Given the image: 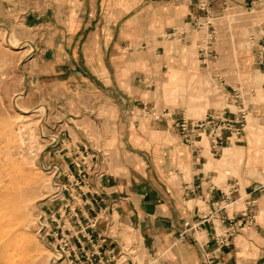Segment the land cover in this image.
<instances>
[{
	"label": "crops",
	"instance_id": "0c3cea01",
	"mask_svg": "<svg viewBox=\"0 0 264 264\" xmlns=\"http://www.w3.org/2000/svg\"><path fill=\"white\" fill-rule=\"evenodd\" d=\"M196 1L0 4L17 9L12 16L22 21L48 27L35 51L47 73L56 77L49 85L80 93L86 110L95 111L103 136L96 147L116 151L105 157L97 189L107 199L103 205L110 207V222L120 239L140 249L142 264H205L204 254L217 250L214 234L225 230L229 220L237 232L222 250L223 258L229 264H264V190L259 189L264 184V131L247 120L245 131L231 137L220 152L206 137L195 152L173 126L188 112L191 119L223 108L232 115L243 104L250 109L264 100L260 42L233 44L225 21L216 41H204L216 48L214 53L209 46L208 54L214 71H223L215 72L216 79L223 81H209L219 84L220 91L210 94L201 108L203 62L190 57L188 44L196 32L205 31L194 24L202 13ZM252 3L212 0L213 23L227 12L255 14L260 22L251 33L260 37L264 8L251 11ZM178 33L182 39H170ZM249 76L261 81H247ZM139 102L150 106L138 111ZM186 221L196 226L182 237Z\"/></svg>",
	"mask_w": 264,
	"mask_h": 264
},
{
	"label": "rangeland",
	"instance_id": "374dc122",
	"mask_svg": "<svg viewBox=\"0 0 264 264\" xmlns=\"http://www.w3.org/2000/svg\"><path fill=\"white\" fill-rule=\"evenodd\" d=\"M15 13L17 9L0 4V173L7 185L5 193L0 191V227L5 225L8 230L0 240V264H14L15 260L34 264L22 251L19 240L23 235L34 236L30 252H41L36 264H142L140 249L122 241L116 229L110 231V207L103 205L107 199L97 189L105 157L116 151L96 147L103 136L96 128L95 111L86 110L80 93L73 95L69 89L49 85L56 77L47 73L35 51L48 27H36L12 16ZM222 16L214 23L216 36L221 35L220 26L226 21L233 44H251V28L260 22L255 14L227 12ZM209 38L205 27L188 41L190 57L203 62L201 108L210 94L220 91L219 84L213 86L209 81H220L215 72H223L212 67L208 53L213 42H204ZM170 39L182 37L178 33ZM212 50L215 53L216 48ZM247 81L261 78L249 76ZM262 101L249 109L247 120L248 125L264 131ZM137 105L142 112L150 106L145 102ZM186 117H191L189 112ZM7 172L15 178L11 180ZM23 201L29 204L25 224L22 219L16 221ZM8 253H14V261Z\"/></svg>",
	"mask_w": 264,
	"mask_h": 264
},
{
	"label": "built area",
	"instance_id": "2783aa9c",
	"mask_svg": "<svg viewBox=\"0 0 264 264\" xmlns=\"http://www.w3.org/2000/svg\"><path fill=\"white\" fill-rule=\"evenodd\" d=\"M211 3L212 0L196 1L197 9L202 13L196 16L194 24L199 29L204 26H208L207 31L212 39L216 37V30L213 23L214 14ZM258 6L264 8V0H253V3L249 8L252 11ZM257 27L259 28V26ZM250 39L251 41L257 40V42H260L258 62L260 65L264 66V32H262L260 37L251 33ZM237 92L238 90H235V98L240 97ZM248 115L249 109L243 104L242 107L237 112L232 113V115L228 113L227 108H223L209 112L201 119H191L183 116L181 119L174 120L173 126L182 139L189 144L195 152H198L200 149L198 143L202 141L203 137H206L210 141L213 150L218 153L221 151V148H223V146L230 141L231 137L240 135L243 131H245L244 129L247 125ZM259 189L264 190V184L260 185ZM243 215L249 216L247 213H243ZM252 218L253 217L249 216L250 221ZM195 226V224H190V222L186 221L185 229H183L180 235L183 237ZM235 226L236 223L229 220V224L225 230L214 234L213 240L215 241L217 250L213 252H206L204 254L203 260L205 264H229L228 261L223 258L222 250L231 245L232 239L237 232V228ZM110 228V231L114 230L113 223H111Z\"/></svg>",
	"mask_w": 264,
	"mask_h": 264
},
{
	"label": "bare ground",
	"instance_id": "6f19581e",
	"mask_svg": "<svg viewBox=\"0 0 264 264\" xmlns=\"http://www.w3.org/2000/svg\"><path fill=\"white\" fill-rule=\"evenodd\" d=\"M55 139V138H54ZM18 151V150H17ZM16 153H18V152H16ZM19 155V154H18ZM8 170V169H7ZM53 174V173H52ZM6 175H8L9 177H10V179L12 180V179H14L15 178V176H14V174H11V172H7V174ZM59 175V174H58ZM54 177H56V176H54ZM58 177V176H57ZM56 177V178H57ZM4 178V175L2 174V173H0V191L2 192V193H5L6 192V186L7 185H5V179H3ZM53 179V178H52ZM51 179V180H52ZM10 181V180H9ZM16 181H17V179H16ZM13 182V181H12ZM16 183V182H15ZM18 183V182H17ZM58 185V184H57ZM60 186V185H59ZM62 186V185H61ZM63 187V186H62ZM59 189V188H58ZM28 206H29V204H27L26 203V201H23V203H21L20 204V206H19V208L17 209V213H18V215L19 216H17V220L16 221H19L20 222V220L22 219V222H23V224H25L26 223V221H27V218H28V214H27V209H28ZM30 208V207H29ZM28 211H29V209H28ZM2 215V214H1ZM10 215H12V214H10ZM14 216V215H13ZM10 217V216H9ZM8 217V218H9ZM3 219V218H2ZM9 219H11V218H9ZM14 219H16V217L14 218ZM13 219V220H14ZM20 219V220H19ZM15 221V220H14ZM4 226L5 225H3V227H0V240L7 234V231L8 230H6V228H4ZM11 227H10V225H9V227H8V229H10ZM21 228V227H20ZM11 230V229H10ZM24 230V229H23ZM25 230H27V229H25ZM26 233L28 234V232L26 231ZM30 234V233H29ZM13 236V235H12ZM18 236V235H17ZM21 236V235H20ZM19 236V237H20ZM25 235H23V239H21V240H19V239H17V238H12V240H19V242L21 243V248H22V251H23V253L24 254H27L28 255V258L32 261V263H34V264H36V262H37V259L39 258V255H41V252H38V253H31L30 252V245L32 244L33 246H34V244H33V242H34V240H33V238L32 237H34L33 235H32V237H30L29 235L28 236H26V237H24ZM15 237V236H14ZM18 237V238H19ZM22 237V236H21ZM10 238V237H9ZM4 239V238H3ZM8 239V238H7ZM6 242V241H5ZM16 242V241H15ZM8 243H10L9 242V240H8ZM12 243V242H11ZM15 243H13V245H14ZM31 245V246H32ZM6 246V245H5ZM15 246V245H14ZM17 246V245H16ZM4 247V246H3ZM8 247V246H7ZM1 249V248H0ZM13 249V248H12ZM36 248H34V250H35ZM13 250H16V249H13ZM19 251H21V250H19ZM18 251V252H19ZM36 251V250H35ZM10 252V251H9ZM15 252V251H14ZM44 252H46V251H44ZM17 253V252H16ZM15 253V254H16ZM2 254V253H1ZM10 253H8V256H10L9 255ZM21 254V253H20ZM19 254V255H20ZM13 256H14V253L12 254ZM11 255V256H12ZM18 255V254H17ZM55 255V254H54ZM3 256V255H2ZM11 256H10V258H11ZM57 256V255H56ZM4 257V256H3ZM17 257V256H16ZM51 257V256H50ZM53 257V256H52ZM9 258V259H10ZM12 260L14 259V258H11ZM1 261V260H0ZM5 261V260H4ZM9 261V260H8ZM8 261H7V263H8ZM14 261V260H13ZM20 261H21V259H20ZM13 263V262H12ZM15 263H16V260H15ZM14 263V264H15ZM10 264H11V261H10ZM17 264V263H16ZM21 264H24L23 262H21Z\"/></svg>",
	"mask_w": 264,
	"mask_h": 264
}]
</instances>
